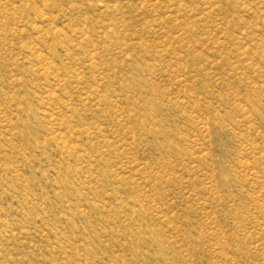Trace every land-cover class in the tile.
I'll use <instances>...</instances> for the list:
<instances>
[{
    "label": "rangeland",
    "instance_id": "rangeland-1",
    "mask_svg": "<svg viewBox=\"0 0 264 264\" xmlns=\"http://www.w3.org/2000/svg\"><path fill=\"white\" fill-rule=\"evenodd\" d=\"M0 264H264V0H0Z\"/></svg>",
    "mask_w": 264,
    "mask_h": 264
}]
</instances>
